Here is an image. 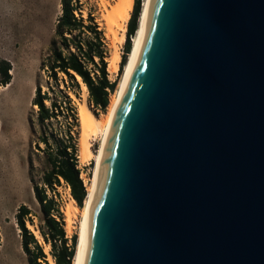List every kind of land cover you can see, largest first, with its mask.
<instances>
[{"label":"water","instance_id":"water-1","mask_svg":"<svg viewBox=\"0 0 264 264\" xmlns=\"http://www.w3.org/2000/svg\"><path fill=\"white\" fill-rule=\"evenodd\" d=\"M83 264H264V0H151Z\"/></svg>","mask_w":264,"mask_h":264},{"label":"trees","instance_id":"trees-1","mask_svg":"<svg viewBox=\"0 0 264 264\" xmlns=\"http://www.w3.org/2000/svg\"><path fill=\"white\" fill-rule=\"evenodd\" d=\"M143 1L134 0L133 3L127 22L121 68L132 49L130 39L137 31ZM60 6L61 13L56 20L50 52L40 66L41 69L45 68L52 83L47 82L45 90L38 83L32 99L36 111L35 121H31V131L34 147L41 153L42 168L35 169L32 151L28 171L38 206L33 210L26 204H20L14 215L28 264H48L47 254L27 226L28 222L34 224L35 218L36 228L43 242L50 246L49 253L55 264H74L76 256V235L70 239L66 237L63 213L56 198L57 186L61 184L69 188L79 206L88 196L78 166V116L67 91L78 95L81 86L79 77L87 87L91 104L104 111L117 83V80L109 79L103 33L92 13H88L85 21L81 15L80 0H60ZM10 69L9 61L1 59L0 85L4 87L11 79ZM61 83L63 86H60Z\"/></svg>","mask_w":264,"mask_h":264},{"label":"rangeland","instance_id":"rangeland-1","mask_svg":"<svg viewBox=\"0 0 264 264\" xmlns=\"http://www.w3.org/2000/svg\"><path fill=\"white\" fill-rule=\"evenodd\" d=\"M104 1L80 0V3L81 15L85 21L88 13L91 12L103 33L107 50L106 70L110 80H117L115 90L109 95V99H111L117 93L123 79L132 49L130 48V54L127 53L125 63L121 68L120 63L124 54L125 40L120 42L117 37L115 38L116 41L112 39L108 33L105 20V15L111 9V5L119 3L120 0H107L111 2L107 7L104 6ZM60 13V0H0V60L9 61L11 66L9 84L5 87L0 85V264H28L27 256L21 248L20 230L15 223L14 215L20 204H26L33 210H36L38 206L33 196L28 171V161L32 151L35 169L42 168L41 153H38L34 147V137L31 131V121H35L36 111V107L32 106V99L38 83L43 90L47 88V82L52 83V80L47 77L45 68L41 69L40 66L50 52L56 20ZM117 33L120 34V31ZM133 38L130 39L132 47ZM114 42L115 45H113ZM115 53L118 55L116 67L110 68L109 64ZM60 86L63 84L61 83ZM67 92L77 111L79 121L77 134L78 166L81 168V177L88 190V187L93 184L97 161L94 157L87 160L80 158L81 123L79 108L84 93L82 86L78 90V95L70 90ZM86 98L85 104L93 113L102 115L107 112L108 109L102 111L95 108L89 101L88 94ZM91 141V149L96 155L100 150L101 141L99 139ZM67 189L69 188L64 184L57 186L58 195L56 198L63 213L66 237L70 239L76 235L78 247L81 216L79 215L71 222L70 230L66 229L64 210L71 194H69L70 190L68 192ZM82 206H85V202L82 203ZM34 221L35 223L31 224L32 229H28L34 233L48 256L50 246L43 242L36 228V218ZM28 224L30 223L28 222L27 226ZM36 232L39 236L36 235ZM46 259L48 262V258Z\"/></svg>","mask_w":264,"mask_h":264},{"label":"bare ground","instance_id":"bare-ground-1","mask_svg":"<svg viewBox=\"0 0 264 264\" xmlns=\"http://www.w3.org/2000/svg\"><path fill=\"white\" fill-rule=\"evenodd\" d=\"M110 3L111 2L107 0L103 2L105 7L109 6ZM150 3L151 0H144L142 3V10L139 17L138 28L133 38V47H132V52L130 54V59L128 64L126 65L125 74L117 90V93L113 95L110 99V104L107 108L108 110L106 113L102 115H96L86 106L85 100L87 99L86 96L88 94L87 87L85 86L84 83L81 82L80 78L78 77L84 93L83 101L79 108V117L81 123V133H80V141H79L80 158L82 160H87L90 159L91 157H94L96 158L97 164L95 168L93 184L88 187L87 190L88 196L85 199V206L83 208L77 205L75 199L71 196L69 189H67L70 194V199L68 205L64 210L66 216V229L70 230L71 222L75 220V218H77L79 215L81 216L80 235H79L77 253L75 256L74 264H83L84 262L85 250L87 245L89 215H90V210H91L95 190L101 174L103 156H104V151H105L109 131L112 125V120L115 111L123 94L125 85L129 78L137 54L142 33L147 20ZM132 8H133V0H120L119 3L117 2V4L111 5V9L109 10V12H107L108 10L105 9L107 10L106 11L107 14L105 15L106 25H107L108 33L110 34L112 39H115L117 37V39H119L120 42H123L125 40L127 22L130 18L129 12L132 10ZM117 31H120V34H118ZM115 44L116 43L114 42L113 45ZM117 60H118V55L115 53L114 57L111 58V63L109 64V67L115 68ZM96 139H99V141H101V147L99 152L95 155L91 149V142H92L91 140H96ZM28 228L32 229V225L28 224ZM36 235L39 236L37 232ZM48 254H49L48 264H55V261L50 255V253Z\"/></svg>","mask_w":264,"mask_h":264}]
</instances>
